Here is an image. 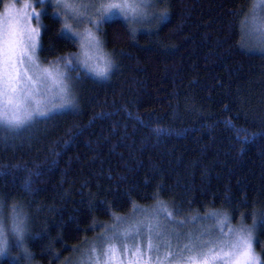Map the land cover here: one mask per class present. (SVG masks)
<instances>
[{"label":"trees","instance_id":"1","mask_svg":"<svg viewBox=\"0 0 264 264\" xmlns=\"http://www.w3.org/2000/svg\"><path fill=\"white\" fill-rule=\"evenodd\" d=\"M252 3L155 0L147 22L107 19L108 76L74 65L75 109L0 130V204L21 212L36 264H62L114 216L155 203L255 223L264 264V47L246 33ZM55 13H40L41 63L79 48Z\"/></svg>","mask_w":264,"mask_h":264},{"label":"snow or ice","instance_id":"2","mask_svg":"<svg viewBox=\"0 0 264 264\" xmlns=\"http://www.w3.org/2000/svg\"><path fill=\"white\" fill-rule=\"evenodd\" d=\"M154 2L155 0H36L37 4L54 5L58 9L55 13L57 19L60 18L61 10L63 11L66 21L60 36L72 39L73 43L79 38L82 50L80 55L74 53L58 57L57 61L43 68L36 56L41 47L40 30L18 27L20 19H34L39 24L41 14L34 10L29 12L30 5L27 3L21 8L16 7V0L6 4L4 14L0 16V130L15 132L41 118H49L55 113L76 108L75 97L67 83L70 77L67 71L61 70L58 61L64 62V69L79 65L98 78L108 76L113 62L103 51V40L92 28L79 32L74 29L73 23L67 21H72L77 26L87 22L102 32V23L110 17L121 16L126 22L137 21L147 15L145 9ZM260 10H264V0H257L253 5L254 13ZM253 22L255 23V19ZM131 31L135 33L134 28ZM2 209L0 204V257L8 250V231L19 245L23 244L26 232L25 220L16 211L15 205L10 228L6 225ZM161 214L169 223L173 222L172 213L163 207L153 215ZM209 215L214 216L215 213ZM197 218L190 219L194 222ZM113 219L120 218L114 216ZM261 223L264 224V218ZM254 227L255 223L253 228L229 229L226 239L205 240L203 237L210 233L201 232L197 236L194 233L172 232L158 220L154 224L142 220L134 226V231L113 230L111 236L101 237L99 251L93 245L91 251L84 254L80 264H124L121 252L127 255L129 251L131 259L128 264H153V261L155 264H261L252 247ZM220 235L224 237L225 234L221 232ZM138 237H142L144 243H133L134 250H130L127 241H135ZM173 238L178 241L175 246ZM161 248L167 249L162 258L152 255L159 253Z\"/></svg>","mask_w":264,"mask_h":264},{"label":"rangeland","instance_id":"3","mask_svg":"<svg viewBox=\"0 0 264 264\" xmlns=\"http://www.w3.org/2000/svg\"><path fill=\"white\" fill-rule=\"evenodd\" d=\"M256 2H257V0H253L252 6H251L250 11H249V16L244 21L245 22V29H246V33H247L250 41L252 42V44H254V46L264 47V10H260L258 13H254L253 12V5ZM10 3H11V0H0V16H2L5 12L4 6L6 4H10ZM25 3L30 5V7L28 8L29 12L34 10L37 13H41L45 7V5L37 4L36 0H16V7L21 8V7H23V5ZM54 8H55V11L57 12L58 9L55 6H54ZM145 11L147 13V15L145 17L138 19L137 21H129V23L135 24V23H142L144 21L147 22V20H152L154 18V16L157 14L155 12L156 11L155 10V4H152L151 6L146 8ZM60 17L62 18L63 25H64V22L66 21V17L63 14L62 10H61ZM112 17H120L121 19H123L121 16H112ZM112 17H110V18H112ZM254 19H255V23L253 22ZM67 22L73 23V27L76 31L83 32L85 28H92V30L98 36H100L99 30L97 28H94L92 26V24H90V23L85 22V23L77 26L72 21H67ZM18 27L20 29H25V30L26 29H35V28L39 29V24H37V22L34 19H30V18L29 19H20ZM25 35H27L26 31H25ZM77 41H78V45H79V38H77ZM103 51L108 54V52L105 50L104 46H103ZM81 52H82V50L79 46L76 54L80 55ZM36 56L38 59L39 57H38L37 53H36ZM108 56L111 59V56L109 54H108ZM38 61L40 62L39 59H38ZM59 63L61 65V70L67 71V69H64V67H63L64 62L60 61ZM40 65H41V68H43V67H48L50 65V63L49 62L48 63H46V62L41 63L40 62ZM90 74L95 76L92 73H90ZM70 81H71V78L67 81V83H69L71 86ZM161 207L165 208L167 210V212H170L164 203H162V204L161 203H159V204L155 203V204H153V206L151 205L150 207H141V208L137 207L130 214L125 215V216H120L119 220L113 219L107 225H102L101 226L102 229H101L100 233L98 234L97 238L90 239V240L86 239L85 243L83 245L79 246L74 251V253L71 256H69L62 264H80V261L83 259L84 254L86 252H90L93 245H96L97 251H99V246L102 243V240L100 239L101 237H104L106 235L111 236L113 234V230L120 231V232H125L128 230L134 231V226L137 225L142 220L149 222V223H153V224L156 223L158 220L161 225L165 226L168 231H172V232L194 233L197 236H199V234L201 232L210 233V235H206L203 237L205 240L221 239V238L226 239V238H228L229 229L240 230L242 228H244V229L253 228L250 225H245L242 223H239V224L230 223L229 219L228 220L222 219L221 217L223 215H220V214H219V216H217L218 219H215L212 216H202V215L197 216V215H190V214L189 215L185 214V215H181V216L177 217L172 212L173 222L169 223L168 220H166L162 214L159 216L153 215ZM18 212L21 214L20 211H18ZM3 213L5 216L6 213L4 211H3ZM12 215H13V209H11L9 215L5 216V222L9 228L11 227ZM191 217H198V218L193 222L190 219ZM176 221H180L183 223L177 224V223H175ZM221 232H223L225 234L224 237H221V235H220ZM253 237H255L254 229H253ZM7 238L9 241V246H8L7 253L4 256H2V258L8 257L12 260H18V262L20 264H36L31 259V257L29 256V254L25 248V245L24 244L19 245V242L13 237V235L10 231H8V233H7ZM11 242H13V244H15L14 246H15L16 250H13V246L10 247ZM172 242H173L174 246L178 243V241H176L175 238H173ZM183 242H186V241H183ZM127 243L129 245L130 250H134L132 248L133 243L142 245L144 243V241H143L142 237H138L135 241H133L131 239L128 240ZM252 247H253L254 253L259 257V255H258V253L254 247V239L252 242ZM166 251H167V249L161 248L159 253H152V255L153 256L159 255L162 258L165 255ZM121 257L124 260V264H128V261L131 259V251H129V253L127 255H125L123 252H121ZM101 264H102V262H101ZM153 264H155V261H153Z\"/></svg>","mask_w":264,"mask_h":264}]
</instances>
